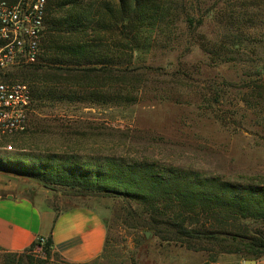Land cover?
<instances>
[{
    "label": "rangeland",
    "instance_id": "374dc122",
    "mask_svg": "<svg viewBox=\"0 0 264 264\" xmlns=\"http://www.w3.org/2000/svg\"><path fill=\"white\" fill-rule=\"evenodd\" d=\"M238 3L242 0H231V9H226L219 19L205 18L195 36L185 35L183 25L176 23L179 40L172 49L150 48L134 56V68L145 73L137 89H105L99 96L79 91L78 100L70 102L60 98V90L51 88V95L34 99L26 131L0 144V160L34 166L43 160L57 165V156L71 155L78 162L93 166L97 160L116 158L124 164H152L158 173L171 172L185 180L215 179L264 190V125L255 121L241 101L244 73L248 74V70L237 62H213L196 45L199 36L217 41L222 28L229 25L238 29L237 33L242 31L251 37L263 34L259 41L246 45L247 53L256 52L252 58H259L264 44V0H248L247 5L259 7L248 13L240 11ZM221 7L224 8L222 3ZM229 13L233 14L228 16ZM147 67L152 70L145 71ZM127 97L131 98L128 102ZM8 145L10 150L6 149ZM0 187V195L42 192L59 210L73 206L94 209L105 224L107 248L103 259L86 264L243 261L240 255L188 250L179 243L161 241L151 233L146 239V231L131 227L126 204L118 199L64 197L4 172H0ZM7 258V254L0 253V264H6ZM14 264L68 263L52 251L46 257L33 250L18 254Z\"/></svg>",
    "mask_w": 264,
    "mask_h": 264
},
{
    "label": "trees",
    "instance_id": "16d2710c",
    "mask_svg": "<svg viewBox=\"0 0 264 264\" xmlns=\"http://www.w3.org/2000/svg\"><path fill=\"white\" fill-rule=\"evenodd\" d=\"M46 1L38 61L0 74V80L20 79L30 86L33 100L51 95L52 88L70 102L78 100L79 91L99 96L105 89L139 88L145 73L134 68V56L150 48L172 49L179 40L176 23L183 25L185 35L195 36L205 18L219 19L232 7L231 0ZM247 2L238 3V9L248 13L259 8ZM229 20L235 21L233 17ZM237 30L227 25L217 41L199 36L196 45L213 62H237L248 70L241 101L255 121L264 125V44L259 58H252L256 52L249 55L246 51V45L259 41L263 34L251 37ZM127 98L125 101H130ZM57 157V165L43 160L35 166L0 160V172L28 179L64 197L121 200L132 228L188 250L235 254L243 261L264 256L262 189L241 188L215 179L185 180L171 172L158 173L152 164H124L116 158L88 166L76 156ZM40 239L28 251L38 247L49 257L51 239ZM106 248L107 237L95 262L103 259ZM7 255L5 263L14 264L18 254Z\"/></svg>",
    "mask_w": 264,
    "mask_h": 264
},
{
    "label": "crops",
    "instance_id": "0c3cea01",
    "mask_svg": "<svg viewBox=\"0 0 264 264\" xmlns=\"http://www.w3.org/2000/svg\"><path fill=\"white\" fill-rule=\"evenodd\" d=\"M41 194L36 191L0 195V253H25L39 238H50L51 251L68 264L97 259L107 237L101 216L87 206L59 210ZM254 261L264 264V256Z\"/></svg>",
    "mask_w": 264,
    "mask_h": 264
},
{
    "label": "built area",
    "instance_id": "2783aa9c",
    "mask_svg": "<svg viewBox=\"0 0 264 264\" xmlns=\"http://www.w3.org/2000/svg\"><path fill=\"white\" fill-rule=\"evenodd\" d=\"M46 4V0H0V74L38 61ZM32 103L28 84L0 80V144L26 130Z\"/></svg>",
    "mask_w": 264,
    "mask_h": 264
},
{
    "label": "water",
    "instance_id": "95a60500",
    "mask_svg": "<svg viewBox=\"0 0 264 264\" xmlns=\"http://www.w3.org/2000/svg\"><path fill=\"white\" fill-rule=\"evenodd\" d=\"M144 236H145L146 239H148L150 237V233L149 232H144ZM243 264H256V261L248 260V261H244Z\"/></svg>",
    "mask_w": 264,
    "mask_h": 264
}]
</instances>
